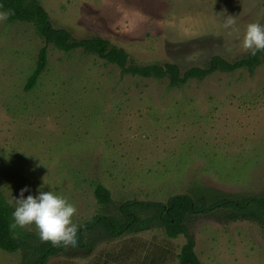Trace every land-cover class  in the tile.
Instances as JSON below:
<instances>
[{
	"label": "rangeland",
	"instance_id": "rangeland-1",
	"mask_svg": "<svg viewBox=\"0 0 264 264\" xmlns=\"http://www.w3.org/2000/svg\"><path fill=\"white\" fill-rule=\"evenodd\" d=\"M38 1L74 38L99 36L131 62H174L182 71L214 55L247 56L240 45L247 24H264V0ZM227 15L237 31L223 27ZM44 45L32 22L0 20V191L8 201L25 186V196L58 192L75 205L78 226L115 210L99 204L98 184L114 205L182 193L264 198V62L173 87L49 44L47 68L26 90ZM252 214L223 208L191 216L202 264H264V219ZM19 229L38 235L35 225ZM88 241L46 264H179L186 238L153 227ZM0 264H26L24 251L0 248Z\"/></svg>",
	"mask_w": 264,
	"mask_h": 264
},
{
	"label": "trees",
	"instance_id": "trees-1",
	"mask_svg": "<svg viewBox=\"0 0 264 264\" xmlns=\"http://www.w3.org/2000/svg\"><path fill=\"white\" fill-rule=\"evenodd\" d=\"M0 9L8 12L9 21L32 22L45 41L39 51L37 65L28 79L26 90L32 89L46 70L49 44L65 52L82 49L97 54L109 63L116 64L124 74L155 79L167 78L173 87L184 85L190 79L206 78L216 72L231 73L238 69L253 72L264 62V50H261L255 55L249 52L247 56L233 62L214 55L206 66H193L184 71L174 62L136 64L129 60V54L124 48L111 45L107 39L99 36L77 39L67 29L55 28L38 0H0ZM95 196L104 210L111 205L115 210L98 213L79 224L76 233L77 244L74 247L81 250L90 247L88 238L96 234L117 238L127 233L160 227L168 237L185 236L186 241L178 254L179 264H202L195 251V240L189 231L188 221L191 216L209 214L224 208L233 209L238 213H253L255 217L261 216L264 219V198L254 196L214 195L212 199L205 201L201 196L194 197L182 193L174 194L166 201L130 199L114 205L110 191L102 184L96 186ZM13 210V205L8 203L0 191V248L9 252L24 251L26 264H46L50 257L66 250L68 246H53L48 241L40 240L36 234L26 233L19 228L11 229L9 225L12 223Z\"/></svg>",
	"mask_w": 264,
	"mask_h": 264
},
{
	"label": "clouds",
	"instance_id": "clouds-1",
	"mask_svg": "<svg viewBox=\"0 0 264 264\" xmlns=\"http://www.w3.org/2000/svg\"><path fill=\"white\" fill-rule=\"evenodd\" d=\"M7 13H0V20L7 18ZM233 15L223 19V27L230 31H237ZM243 50L255 55L264 50V24L253 21L247 24L240 41ZM28 187L20 189L18 197H13L8 203L15 201L12 211L11 229L24 228L35 225L38 236L42 241H48L53 246H75L77 244V225L72 222L76 211L75 205L62 194L55 191L37 190L35 195H24Z\"/></svg>",
	"mask_w": 264,
	"mask_h": 264
}]
</instances>
